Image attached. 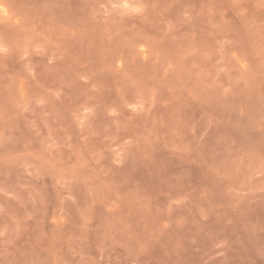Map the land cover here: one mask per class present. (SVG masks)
Segmentation results:
<instances>
[{"label":"rangeland","instance_id":"1","mask_svg":"<svg viewBox=\"0 0 264 264\" xmlns=\"http://www.w3.org/2000/svg\"><path fill=\"white\" fill-rule=\"evenodd\" d=\"M0 8V264H264V0Z\"/></svg>","mask_w":264,"mask_h":264},{"label":"bare ground","instance_id":"2","mask_svg":"<svg viewBox=\"0 0 264 264\" xmlns=\"http://www.w3.org/2000/svg\"><path fill=\"white\" fill-rule=\"evenodd\" d=\"M1 9V8H0ZM2 10V9H1Z\"/></svg>","mask_w":264,"mask_h":264}]
</instances>
